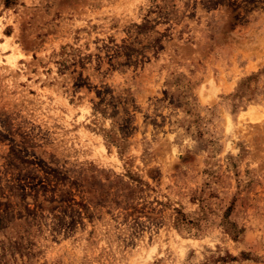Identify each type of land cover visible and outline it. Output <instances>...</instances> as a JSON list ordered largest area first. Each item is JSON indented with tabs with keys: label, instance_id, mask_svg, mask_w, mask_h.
Masks as SVG:
<instances>
[{
	"label": "rangeland",
	"instance_id": "obj_1",
	"mask_svg": "<svg viewBox=\"0 0 264 264\" xmlns=\"http://www.w3.org/2000/svg\"><path fill=\"white\" fill-rule=\"evenodd\" d=\"M13 1L0 264H264V0Z\"/></svg>",
	"mask_w": 264,
	"mask_h": 264
},
{
	"label": "trees",
	"instance_id": "obj_2",
	"mask_svg": "<svg viewBox=\"0 0 264 264\" xmlns=\"http://www.w3.org/2000/svg\"><path fill=\"white\" fill-rule=\"evenodd\" d=\"M14 1L13 0H5V5L9 6L11 4H13ZM146 25L142 24V25H136V28H138L139 30L143 29Z\"/></svg>",
	"mask_w": 264,
	"mask_h": 264
}]
</instances>
